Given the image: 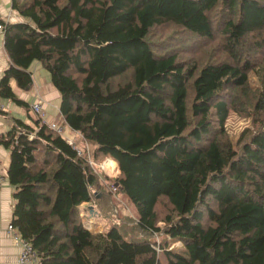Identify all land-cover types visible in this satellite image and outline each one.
I'll list each match as a JSON object with an SVG mask.
<instances>
[{
  "label": "trees",
  "instance_id": "16d2710c",
  "mask_svg": "<svg viewBox=\"0 0 264 264\" xmlns=\"http://www.w3.org/2000/svg\"><path fill=\"white\" fill-rule=\"evenodd\" d=\"M12 9L20 19L1 21L11 62L0 99L31 121L12 116L1 142L12 224L41 263L264 264V0H12ZM35 62L64 123L116 161L133 223L103 207L82 213L99 176L14 90L32 88ZM232 111L250 120L235 138ZM84 213L108 219L92 229Z\"/></svg>",
  "mask_w": 264,
  "mask_h": 264
},
{
  "label": "crops",
  "instance_id": "0c3cea01",
  "mask_svg": "<svg viewBox=\"0 0 264 264\" xmlns=\"http://www.w3.org/2000/svg\"><path fill=\"white\" fill-rule=\"evenodd\" d=\"M19 19L20 16L18 13L12 9V0H0V22L2 20L17 21ZM10 62V57L4 46V33L0 30V78ZM32 67L34 73V84L32 88L23 90L13 82L16 94L31 104L33 101L38 100L37 87L40 86L42 92L41 102L45 112L50 109V106L55 110L53 114L46 117V120L62 123L67 131L66 133H70L71 136L74 134V139L76 140L80 134L64 123L59 109L60 94L53 86L49 72L41 62H35ZM0 105L8 112L7 114L0 113V264H22L19 261L21 241L16 238L14 232L8 231V227L12 224L14 218L16 187L9 181L7 174L11 151L1 140L7 135L12 126V116L19 117L27 122H30L31 119L24 107L10 99H0ZM89 220L90 222H95L93 218ZM95 227L97 226H94V229Z\"/></svg>",
  "mask_w": 264,
  "mask_h": 264
},
{
  "label": "rangeland",
  "instance_id": "374dc122",
  "mask_svg": "<svg viewBox=\"0 0 264 264\" xmlns=\"http://www.w3.org/2000/svg\"><path fill=\"white\" fill-rule=\"evenodd\" d=\"M164 37V36H163ZM34 67V66H33ZM32 67V69H33ZM46 111V117H49L50 114L55 112L54 108L49 107ZM250 124V120L248 118H242L236 112H231L228 119L226 126L230 130L233 138L237 137L239 133ZM66 129L64 128V135L67 136L69 139H74L75 136L70 135V133H66ZM73 142L77 145L78 149L81 153L85 152V156L88 159V163L94 169L96 174L99 176L102 188L95 191L93 196V203L94 207L90 205V207L84 204L81 207L82 213L103 207L106 210L105 216L109 217L112 214H116L119 220H122L125 223H133L137 218V210L134 204L128 199V197L120 192L118 185L114 182V178H116L120 171L118 169L117 163L114 166H110V159L109 157H104L101 155L95 156V146L91 143L83 140L81 134L77 136L76 140L74 139ZM115 162V161H114ZM96 206V207H95ZM85 217L93 218L94 221L98 224L97 227H101L100 224H103L107 221L106 217H103L101 214L97 215L96 213H84ZM160 226H164V221L159 222ZM92 229H94V225H92ZM159 240L162 241L165 238L164 234H159ZM180 243L174 242L173 246L177 247Z\"/></svg>",
  "mask_w": 264,
  "mask_h": 264
},
{
  "label": "built area",
  "instance_id": "2783aa9c",
  "mask_svg": "<svg viewBox=\"0 0 264 264\" xmlns=\"http://www.w3.org/2000/svg\"><path fill=\"white\" fill-rule=\"evenodd\" d=\"M3 29L2 23L0 22V30ZM37 97L38 100H35L31 103V108L35 114L38 115L42 119L43 122H45L50 128L56 130L59 133H64V127L62 123L53 121L49 122L46 120V112L44 110V107L41 102L42 92L40 86L37 87ZM69 139V138H68ZM70 141H73L72 139H69ZM1 185V180H0ZM8 231L14 232L16 238L20 239L21 241V253L19 256V261L22 264H42L40 259L35 254L34 250L32 249L30 243L26 240H24L21 236L19 231L13 226V224L9 225Z\"/></svg>",
  "mask_w": 264,
  "mask_h": 264
},
{
  "label": "bare ground",
  "instance_id": "6f19581e",
  "mask_svg": "<svg viewBox=\"0 0 264 264\" xmlns=\"http://www.w3.org/2000/svg\"><path fill=\"white\" fill-rule=\"evenodd\" d=\"M114 161H115V160H111V159H110V163H109V165H110V166H111V165L114 166L115 163H116V161H115V162H114Z\"/></svg>",
  "mask_w": 264,
  "mask_h": 264
},
{
  "label": "water",
  "instance_id": "95a60500",
  "mask_svg": "<svg viewBox=\"0 0 264 264\" xmlns=\"http://www.w3.org/2000/svg\"><path fill=\"white\" fill-rule=\"evenodd\" d=\"M119 171H120V168L118 167Z\"/></svg>",
  "mask_w": 264,
  "mask_h": 264
}]
</instances>
